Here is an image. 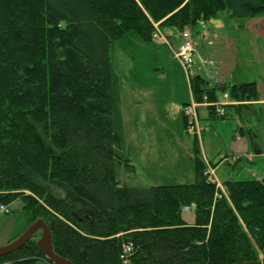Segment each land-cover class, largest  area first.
I'll list each match as a JSON object with an SVG mask.
<instances>
[{"label":"trees","instance_id":"1","mask_svg":"<svg viewBox=\"0 0 264 264\" xmlns=\"http://www.w3.org/2000/svg\"><path fill=\"white\" fill-rule=\"evenodd\" d=\"M222 9L246 18L264 11V0H0V203L22 197L33 221L47 222L56 253L74 264L264 260V180L230 179L224 194L204 175L198 144L193 183L115 180L130 161L115 43L130 30L153 41L155 23L197 31ZM191 80L196 99L208 95L214 111L218 91L237 100L259 93L255 81ZM192 204L188 223L183 208ZM40 235L0 264H52Z\"/></svg>","mask_w":264,"mask_h":264},{"label":"rangeland","instance_id":"2","mask_svg":"<svg viewBox=\"0 0 264 264\" xmlns=\"http://www.w3.org/2000/svg\"><path fill=\"white\" fill-rule=\"evenodd\" d=\"M200 25L197 31L188 27L196 60L199 65L201 59L214 60L216 64L202 68L201 74L214 82L218 68L226 71L224 79L228 84L234 83V76L255 81L260 97L264 98V11L244 18L233 17L222 9L216 17ZM158 27L170 43L155 38L148 41L130 30L114 46V70L123 83L119 105L123 153L130 158L129 163L121 164L116 183L136 187L193 183L197 144L204 159L217 164L215 170L220 182L246 178L245 171L239 170L234 163L244 146L238 140L243 136L238 121L219 118L208 124L202 121L207 108L199 107L202 131L191 133L188 124L185 127L183 102L191 103V100L188 102L190 84L187 72L173 50L182 31L168 22ZM217 94L218 106L223 107L221 102H224L225 94L222 91ZM261 113L259 116L263 118L254 127L264 145V111ZM24 203L22 197L18 198L7 205L10 213L0 215V246L9 244L32 224V212L22 207ZM183 212L186 221L193 223L195 212Z\"/></svg>","mask_w":264,"mask_h":264},{"label":"crops","instance_id":"3","mask_svg":"<svg viewBox=\"0 0 264 264\" xmlns=\"http://www.w3.org/2000/svg\"><path fill=\"white\" fill-rule=\"evenodd\" d=\"M180 40H182L181 36L177 42L178 44H179V42H181ZM209 44L211 45L212 42L209 41ZM195 59H196V55H195ZM209 61H213V60H209ZM205 64H207V65H205ZM214 65L216 66L215 63H214ZM206 67H211L207 60L201 59L200 65L198 64V62L196 60V65H195V68L193 70V72H194L193 76H195V75L203 76L207 80V82L209 83L210 87L211 86L212 87H214V86H218V87L228 86V87H230L232 85L251 82V81H244V79H241V78L238 79V77L236 78L234 76L233 77L234 83L228 84L226 82V80L224 79V77H226V71L225 72L221 71V70L219 71L218 68H216V70H215L216 71V75L214 76L215 80H214V82H211L208 78H206L200 72V70L202 68L206 69ZM191 79L189 80L190 99L188 100V102L190 100L192 101L193 99L197 100L195 95H194V92H193V84H192ZM257 91H258V86H257ZM224 94H225V100H224V102H221V104H222V106L225 107V112H226L225 117L219 116L217 114V112H215L216 110L214 111L209 107L208 103H201L202 101L197 100L198 102L201 103L200 105H198V109H199V107H206L208 110L206 112V116L202 119V121L208 122V124H212V122H214L216 119H219V118H224L226 120L230 119V120L238 121L239 122L238 129H240L243 133V136L239 137L238 140H239V143H243L244 146L237 153V158L234 160V163L237 165V168H239V170L242 169L245 171L247 177L246 178L245 177L230 178V179L241 180V179L257 178V179L264 180V145H262L260 143L259 134L257 133L256 128L254 127L256 125V123L258 121L261 122V120L263 118L262 115L259 116V113H260V111H262V113L264 111V106L261 107L262 105H264V98L260 97V93H258V96L255 99H249V100L248 99H243V100L238 99L237 100V99L232 97V95L229 93V91L224 92ZM185 104L187 105V103L183 102V105H185ZM198 113L201 115L202 111H200V109H199ZM183 119H184V107H183ZM257 162H259V164H257ZM211 163L214 164L212 160H211ZM193 220H195V217Z\"/></svg>","mask_w":264,"mask_h":264},{"label":"built area","instance_id":"4","mask_svg":"<svg viewBox=\"0 0 264 264\" xmlns=\"http://www.w3.org/2000/svg\"><path fill=\"white\" fill-rule=\"evenodd\" d=\"M156 29L153 33V38L155 39H160L164 42L170 43V40L167 36H164L161 31L159 30L158 24L156 23L155 25ZM191 30L184 29L181 34V42L177 45L176 48H174L175 55L177 57V60L180 61L182 64L185 72H187L189 80L192 78L194 75V68L196 65V59H195V49L192 43V37H191ZM209 65L211 67L214 66V60L213 61H208ZM227 94V93H226ZM228 95V94H227ZM204 100L201 103H210L208 101V95L204 94ZM197 100L193 99L190 104L185 105V116L188 124V130L189 132L193 133L197 131L198 133L201 132V119L199 118V113H198V105L201 104ZM217 113L221 116L225 114V108L224 107H217ZM206 169L204 172V175L207 176L208 180L211 181L218 187L224 194H226V188L224 187L223 183L220 182L219 178L216 176V170L214 164H212L208 160H204ZM222 194L219 193V196ZM196 205H185L183 210L185 211H194ZM3 213H10V209L7 207L6 204L0 203V215Z\"/></svg>","mask_w":264,"mask_h":264},{"label":"water","instance_id":"5","mask_svg":"<svg viewBox=\"0 0 264 264\" xmlns=\"http://www.w3.org/2000/svg\"><path fill=\"white\" fill-rule=\"evenodd\" d=\"M38 232H41V235L37 240L38 246L43 253H45L46 258L49 259L52 264H74L71 260L55 252L53 248L51 229H49L47 222L41 218L34 220L21 235L13 239L9 244L0 246V256L7 255L11 253V251L23 247V245ZM233 264H264V260L245 261V263Z\"/></svg>","mask_w":264,"mask_h":264}]
</instances>
